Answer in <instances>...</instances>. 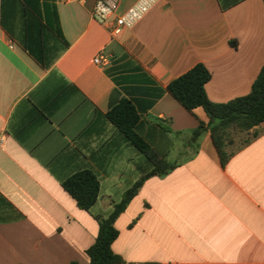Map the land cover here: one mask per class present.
I'll use <instances>...</instances> for the list:
<instances>
[{"label": "crops", "instance_id": "1", "mask_svg": "<svg viewBox=\"0 0 264 264\" xmlns=\"http://www.w3.org/2000/svg\"><path fill=\"white\" fill-rule=\"evenodd\" d=\"M96 1L44 0L69 43L46 70L2 26L0 0V264L90 263L96 216L150 169L108 118L122 99L152 148L182 162L147 179L118 218L112 249L124 264H264V123L223 166L210 132L197 154L186 145L205 111L168 91L202 63L212 102L248 95L264 65V0L226 11L218 0H166L118 38L94 19ZM136 2L123 0L117 15ZM82 170L101 183L90 212L62 187Z\"/></svg>", "mask_w": 264, "mask_h": 264}, {"label": "trees", "instance_id": "2", "mask_svg": "<svg viewBox=\"0 0 264 264\" xmlns=\"http://www.w3.org/2000/svg\"><path fill=\"white\" fill-rule=\"evenodd\" d=\"M244 0H218L226 11ZM46 7V5H45ZM1 23L4 29L18 38L24 50L43 68L50 69L69 43L55 21L44 0H2ZM19 17V31L15 23ZM212 74L202 63L197 64L184 75L173 80L168 91L188 111L202 108L208 116V122L189 133L186 145L197 154L200 140L210 132L217 148L222 165L225 166L240 150L252 143L260 134L257 127L264 123V65L255 80L251 92L227 103L212 102L206 92V85ZM109 120L118 128L130 143L143 153L150 164L140 178L124 193L122 200L115 203L107 216H96L99 232L95 243L87 250L89 264H124V259L116 254L112 246L120 232L116 228L118 218L126 212L138 195L144 182L150 177L165 176L182 162L171 161L158 154L140 133L141 115L128 99L118 103L112 101L108 113ZM64 190L76 201L78 207L90 212L101 195V183L91 170H82L62 183ZM70 264H80L72 262Z\"/></svg>", "mask_w": 264, "mask_h": 264}, {"label": "built area", "instance_id": "3", "mask_svg": "<svg viewBox=\"0 0 264 264\" xmlns=\"http://www.w3.org/2000/svg\"><path fill=\"white\" fill-rule=\"evenodd\" d=\"M83 1V0H73ZM123 0H97L93 9V17L102 24H110L112 27L111 34L118 38L124 29L133 28L140 22L152 8L166 0H137L122 15H117ZM105 61L102 57L94 59L96 64H103Z\"/></svg>", "mask_w": 264, "mask_h": 264}, {"label": "rangeland", "instance_id": "4", "mask_svg": "<svg viewBox=\"0 0 264 264\" xmlns=\"http://www.w3.org/2000/svg\"><path fill=\"white\" fill-rule=\"evenodd\" d=\"M175 160H176V159H174V158L171 159L172 162L175 161Z\"/></svg>", "mask_w": 264, "mask_h": 264}]
</instances>
